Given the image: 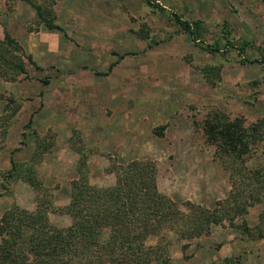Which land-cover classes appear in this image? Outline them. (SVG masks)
Instances as JSON below:
<instances>
[{
	"label": "rangeland",
	"instance_id": "1",
	"mask_svg": "<svg viewBox=\"0 0 264 264\" xmlns=\"http://www.w3.org/2000/svg\"><path fill=\"white\" fill-rule=\"evenodd\" d=\"M52 7L57 27L42 24L23 0H0V37L6 29L40 67L26 61L28 76L0 77V214L13 204L33 209L37 192L50 201L49 220L68 224L58 207L81 156L97 185L113 182L112 163L150 158L161 192L206 207L224 197L229 170L203 124L213 115L240 117L244 126L264 119V0H54ZM175 15L199 21L196 38ZM37 150L39 189L3 179L11 151L27 160ZM242 164H264V131ZM257 194L233 224L187 240L168 231L167 264H264V188Z\"/></svg>",
	"mask_w": 264,
	"mask_h": 264
},
{
	"label": "trees",
	"instance_id": "2",
	"mask_svg": "<svg viewBox=\"0 0 264 264\" xmlns=\"http://www.w3.org/2000/svg\"><path fill=\"white\" fill-rule=\"evenodd\" d=\"M23 1L42 24L58 26L53 20L54 0ZM175 20L190 38L197 37L198 20L178 15ZM26 61L40 68L4 29L0 37V77L15 80L20 75L28 76ZM40 81L44 84L48 77ZM223 116L213 115L203 124L206 138L215 145L231 177L227 194L212 206L158 190L156 167L150 158L112 163L106 169L113 173V182L97 185L88 180L81 156L75 165L77 175L69 181L67 201L58 207L68 214V224L61 226L49 220L48 212L53 210L50 201L37 192L33 209L10 205L0 214V264H167L170 257L163 239L168 231L187 240L206 234L213 224L224 220L233 224L234 217L244 214L246 205L259 201L257 190L264 188V164L251 168L242 164L244 154L264 131V119L244 126L240 117ZM31 120L30 114L24 126H29ZM160 130L155 131L160 134ZM33 154L27 160H17L11 151L3 179L21 178L39 189L41 181L36 179L34 166L41 151ZM242 228L248 230L245 225ZM151 237L155 239L150 241ZM185 246L186 242L181 243L182 249Z\"/></svg>",
	"mask_w": 264,
	"mask_h": 264
},
{
	"label": "crops",
	"instance_id": "3",
	"mask_svg": "<svg viewBox=\"0 0 264 264\" xmlns=\"http://www.w3.org/2000/svg\"><path fill=\"white\" fill-rule=\"evenodd\" d=\"M26 52V51H25ZM27 53H30V52H27ZM31 54V53H30ZM33 59V58H32ZM34 60V59H33ZM30 115V113L28 114V116ZM27 116V117H28ZM26 120H27V118H26ZM32 121V120H31ZM117 139H120V137H116ZM124 141V138H123V140H122V142ZM204 258L205 259H211V255H210V258L209 257H206V255H204ZM192 264V263H191ZM193 264H196L195 262L193 263ZM200 264H203V263H200Z\"/></svg>",
	"mask_w": 264,
	"mask_h": 264
}]
</instances>
